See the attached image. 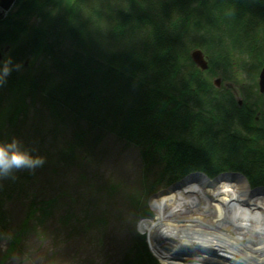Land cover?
<instances>
[{
  "label": "trees",
  "instance_id": "1",
  "mask_svg": "<svg viewBox=\"0 0 264 264\" xmlns=\"http://www.w3.org/2000/svg\"><path fill=\"white\" fill-rule=\"evenodd\" d=\"M15 8L0 19V66L9 59L20 65L0 87V107L11 99L0 143L14 139L5 126H19L28 110L31 135L20 126L13 133L23 151L45 147L37 151L45 158L41 169L52 163L50 139L65 141L58 158L71 167L111 135L138 150L151 194L197 171L209 179L237 172L251 187L264 186V94L257 90L264 0H17ZM195 49L205 71L191 59ZM37 52L47 58L38 74L20 76ZM214 77L234 85L217 88ZM38 104L42 109L27 107ZM13 175L0 180L2 231L6 204L31 180ZM48 205H27L4 260ZM115 264L161 263L145 238L134 236Z\"/></svg>",
  "mask_w": 264,
  "mask_h": 264
},
{
  "label": "rangeland",
  "instance_id": "2",
  "mask_svg": "<svg viewBox=\"0 0 264 264\" xmlns=\"http://www.w3.org/2000/svg\"><path fill=\"white\" fill-rule=\"evenodd\" d=\"M15 10V5L9 12L0 9V19L13 15ZM5 55L3 49L0 60ZM45 61L46 56L37 52L28 59L19 75L34 77ZM215 79H220L219 86L234 85V82H225L220 77H214L213 82ZM8 101L11 102V99L7 97L0 107L2 121L10 115L5 106ZM27 107L42 109L39 104ZM40 112L42 114V110ZM47 119L46 114L40 124L45 135L50 128ZM21 120L19 126L22 129L19 132L28 138L32 133L28 127L34 121L32 112L26 110ZM19 126L5 127L9 135L17 139L13 131H17ZM64 142L57 136L54 141L50 139V146L45 145L52 155V163L47 169L45 166L34 171L20 170L25 180H31L18 190L12 203L6 204L9 226L5 231L0 229V264H115L134 236L144 237L152 253L139 223L154 218L150 200L179 183L164 187L155 194L149 193L147 182L141 178L142 164L138 150L111 135L104 136L92 152L90 150L82 159L78 158L73 164L70 162L71 167H67L58 158V149L63 147ZM38 148L45 149L34 146V156H37ZM259 188L264 186L251 189ZM45 200L49 201V205L43 208L42 214L37 212L38 220L30 222L16 251L4 260L8 241L12 232L20 226L27 205L32 201L40 203ZM196 251L195 248L189 250L193 255L197 254Z\"/></svg>",
  "mask_w": 264,
  "mask_h": 264
},
{
  "label": "bare ground",
  "instance_id": "3",
  "mask_svg": "<svg viewBox=\"0 0 264 264\" xmlns=\"http://www.w3.org/2000/svg\"><path fill=\"white\" fill-rule=\"evenodd\" d=\"M150 204L154 218L139 229L164 264H264V188L251 189L238 175H197Z\"/></svg>",
  "mask_w": 264,
  "mask_h": 264
},
{
  "label": "clouds",
  "instance_id": "4",
  "mask_svg": "<svg viewBox=\"0 0 264 264\" xmlns=\"http://www.w3.org/2000/svg\"><path fill=\"white\" fill-rule=\"evenodd\" d=\"M20 65H13L11 59L0 66V87L7 82L14 70H19ZM45 164V158L34 156L30 151H23L20 148V142L13 139L8 143H0V180L15 178L14 172L27 169L34 171Z\"/></svg>",
  "mask_w": 264,
  "mask_h": 264
},
{
  "label": "water",
  "instance_id": "5",
  "mask_svg": "<svg viewBox=\"0 0 264 264\" xmlns=\"http://www.w3.org/2000/svg\"><path fill=\"white\" fill-rule=\"evenodd\" d=\"M16 0H0V9L3 11V12H9L11 10V8L14 6ZM191 59L193 60V62L197 65L198 68H200L202 71L206 70L208 68V65H207V62L205 61L204 59V56L202 54V52L199 50V49H195L191 52ZM219 83H220V79H215L214 80V85L216 87H219ZM257 85H258V91L260 94H264V66L262 67L260 73H259V76H258V81H257ZM239 105H241V101L238 102ZM235 174H232V173H227V172H224V173H221L219 175H217L216 177L212 178V179H209L204 173L202 172H197V173H191L189 175H187L186 177H184L183 179H181L180 181H177L175 183H179L181 184L185 179L187 178H190V177H193V176H197V175H202L204 177H206L208 180L210 181H213L215 179H217V177H221L223 175H238V176H241L243 177V179L247 182L246 178L240 174V173H237V172H234ZM173 183V184H175ZM248 183V182H247ZM172 184V185H173ZM177 184V185H179ZM175 185V186H177ZM249 185V184H248ZM171 186V185H170ZM175 186H172V187H175ZM171 187V188H172ZM250 188H253L251 186H249ZM262 187V186H261ZM255 188H258V187H255ZM161 190V189H160ZM153 254V252H152ZM154 255V254H153ZM155 256V255H154ZM156 257V256H155ZM157 258V257H156ZM158 259V258H157ZM158 261L162 264H164L163 262H161L159 259ZM167 264H170V263H167Z\"/></svg>",
  "mask_w": 264,
  "mask_h": 264
}]
</instances>
